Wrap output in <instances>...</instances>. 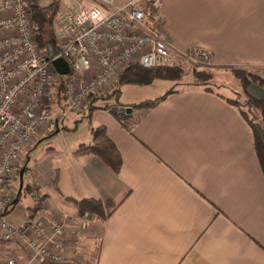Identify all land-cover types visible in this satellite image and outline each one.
I'll return each instance as SVG.
<instances>
[{"label": "crops", "instance_id": "0c3cea01", "mask_svg": "<svg viewBox=\"0 0 264 264\" xmlns=\"http://www.w3.org/2000/svg\"><path fill=\"white\" fill-rule=\"evenodd\" d=\"M64 1L59 10L72 3L92 6L91 0ZM158 2L155 17L172 55L189 60L201 49L214 69L235 67L264 79V0ZM49 34L54 37L53 25ZM125 88L117 107L153 100L144 94L118 101ZM249 93L264 96L254 85ZM220 96L227 97L202 89L170 95L151 110H132L124 120L130 131L111 112L90 113L88 105L69 114V122L55 121L51 135L62 145L53 159L26 164L44 198L35 215L50 225L64 220L62 215L78 216L69 200L118 204L107 221L93 218L81 229V245L69 258L89 261L97 248L96 264H264V179L252 133ZM98 128L120 156L118 172L96 155L79 152L92 145V129ZM31 207H21L18 199L14 213L24 217ZM1 251L28 264L27 253L14 243L0 244Z\"/></svg>", "mask_w": 264, "mask_h": 264}, {"label": "built area", "instance_id": "2783aa9c", "mask_svg": "<svg viewBox=\"0 0 264 264\" xmlns=\"http://www.w3.org/2000/svg\"><path fill=\"white\" fill-rule=\"evenodd\" d=\"M91 3L90 8L72 3L55 17L53 59L62 58L70 67L68 75L60 76L46 59L47 52L36 43L26 0H0V244L18 245L27 253L28 264L67 258L66 248L80 247L81 229L90 220L73 215L66 220L75 233L70 242L61 233L63 220H57L60 226L57 222L47 225L39 215H16L17 195L14 198L12 191L17 188L21 159L53 121L80 114L90 97L110 91L130 65L154 69L168 66L172 57L171 46L155 17L158 0H130L123 5L113 0ZM193 58L209 65L211 62L201 49ZM60 80L65 100L54 113L50 96ZM32 175L31 169L25 171L27 180ZM29 186L33 188V184ZM33 189L31 198L41 200L42 194ZM0 264L19 262L11 257Z\"/></svg>", "mask_w": 264, "mask_h": 264}, {"label": "trees", "instance_id": "16d2710c", "mask_svg": "<svg viewBox=\"0 0 264 264\" xmlns=\"http://www.w3.org/2000/svg\"><path fill=\"white\" fill-rule=\"evenodd\" d=\"M40 1L41 0H26V4L29 8L32 25L35 31L36 43L42 51L47 52V47L49 45L54 48V37L49 34V30L52 28L62 0H52L47 6H41ZM226 69L238 82L240 93L237 95L235 101L227 97H220L223 98L228 105L234 107L249 126L252 133L255 156L257 158L261 175L264 179V96L258 99L249 93V87L251 85L260 87L264 91V79L258 74L244 69L235 67H228ZM211 77L212 75L209 72L194 69L191 72L190 80L186 82V80H183L185 78V72L180 65L159 66L154 69H144L138 64H132L118 76L117 81L115 82V87L110 93L99 97H90L87 101V109L90 113L98 109L110 112L111 107L117 106L116 99L121 92V88L125 85L144 86L149 85L154 81L163 80L175 83V86H187L184 90L175 89L173 86L160 97L153 100L139 102L130 107L134 111L151 110L163 103L168 96L183 93L188 89H202L205 92L214 93L211 90V87L208 86ZM51 98L56 108L60 109V107H63L65 97L64 83L62 80H60L58 85L52 90ZM111 101H113V104H108V102L111 103ZM99 102H103L105 104L100 105L98 104ZM243 107L245 110H243ZM114 116L123 123L124 127L127 128L128 131L131 130V125H127L124 121L125 119L131 118V114H118ZM91 133L93 141L92 145L88 147H80L79 152H90L96 155L114 172H118L121 165V159L115 146L106 136L105 129H92ZM25 156L23 158H26ZM20 169L21 164L18 165V173ZM23 190L26 192L27 189L23 188L22 191ZM20 195L21 193L18 194L15 204H17ZM69 202H71L75 207L79 218L91 216L99 222L107 221L118 206V204L113 201L85 198L80 201L69 200ZM39 264L77 263L74 259H65L59 262L42 260Z\"/></svg>", "mask_w": 264, "mask_h": 264}, {"label": "rangeland", "instance_id": "374dc122", "mask_svg": "<svg viewBox=\"0 0 264 264\" xmlns=\"http://www.w3.org/2000/svg\"><path fill=\"white\" fill-rule=\"evenodd\" d=\"M51 1L52 0H41L40 1V5L41 6H47V5H49L51 3ZM63 1L64 0H62V2ZM64 3H65V1H64ZM171 65H180V67L185 72V78L183 80H186V82H188V80H190L191 72L194 69H197V70H200V71L204 70L206 72L211 73V75H212L208 86L211 87V90L213 92L221 93V94L229 97L230 99H232L234 101L236 100L237 95L240 93L238 82L228 72V70L225 69V68H223V69H214L211 66V64L210 65L209 64H205L203 61H200V60H197V59H194V58L193 59H189V60H185V59L179 58L178 56H175V55H172V57L170 59V63L168 64V66H171ZM173 86L175 87V89L184 90V89L187 88L186 85L175 86V83L168 82V81H163V80L154 81L152 84L144 85V86L125 85V86H123V87H126L124 95L121 96V97L119 96V100L118 101H120L123 98L129 99V100L130 99H132V100L134 99L135 100V98H136V100H140V99H137V98H140L144 94H147V96L149 98L154 99V98L160 97L163 94H165ZM112 89H113V87H112ZM112 89L110 91L107 90L108 92L106 91L103 94L106 95V93L107 94L110 93L112 91ZM139 89H141V90H139ZM122 92H123V89H121L120 95L122 94ZM99 96H103V95H99ZM99 96H94V97H99ZM64 97H65V91H64ZM50 98H51V96H50ZM51 103L53 105V112L54 113H58L60 111L61 107H60V109L56 108L54 103H53V101H52V98H51ZM98 104L104 105L105 103H103V102L100 103L99 102ZM87 105L88 104H86L85 108L87 107ZM243 110H245L244 107H243ZM75 116H77V115H75ZM71 118L72 117L69 116L67 118V121L68 122L71 121ZM54 129H55V124H54V121H53L51 123V125L49 126V128L46 129V131H42L41 132L42 133L41 136H39L37 138L38 140H36L34 142V144L29 148V150H28V152L26 154L27 156H25V157L27 159H29V162L27 164H30L31 167L34 165L33 162L36 159H37V161L45 162V165H47L50 162V160H52L53 157H54V155H51V154L55 151V148H58L59 146L62 145L60 140H59V138H55L54 135L53 136L51 135V132H53ZM83 133H85V128H84V126H81V128L79 130V134L81 135ZM26 158H23L21 160V162L19 163V165L21 164V168L26 163ZM26 170H27V166H26L25 171ZM25 178L26 177H25V173H24L23 188L27 189L26 190L27 193H24V192L22 193V191H21L22 195L19 196L20 198H18L19 199V205L21 207H25L26 208L31 203L32 207L30 208L29 213L36 214V212L38 213V211L40 210L41 205L44 202V198H43V195H42L41 200H39L38 198H36V199H34L33 197L31 198V192H34L33 188H36V186L34 185V181L31 180L33 177H31V179H28L27 181L25 180ZM25 182H26V185H25ZM30 184H33V186H32L33 188H30V186H29ZM15 188H16L15 191H12V195H13L14 198H16V195L18 197V183L16 184ZM35 192L38 195L41 194V192L38 191V190L35 191ZM16 200H17V198H16ZM15 205L16 204H14V206ZM70 216L67 215L64 218V220H63V222H64L63 225L64 226L62 228H60V229H61V233L63 234V236L66 235L68 240L71 242V240H70L71 236L73 234H75V233L72 232L71 229L68 230L67 228H65L66 226H71L72 227V225L69 222L65 221L67 219H70ZM85 218H87L89 220L93 219L91 216H87ZM54 222H57V225H59V221L56 220ZM89 223H90V221H89ZM53 238H55V236H53ZM74 249H76V248L73 247L71 250L68 251V249L66 248V250H67V256L66 257L67 258H65V259H72V258H69L68 256L70 254L69 253L70 251H72V253L75 251ZM0 254L4 257V258L1 257V262L3 260L6 261L7 259L13 257V256H9V254L7 255L5 253V251H1ZM97 254H98L97 253V248H95L94 250L91 251V253L89 255V259H90L89 261L88 260L83 261L81 258H79V259H75L74 258V260L76 261L77 264H96ZM65 259H63V260H65ZM44 260H49V259H44ZM51 261L59 262L58 260H51Z\"/></svg>", "mask_w": 264, "mask_h": 264}, {"label": "water", "instance_id": "95a60500", "mask_svg": "<svg viewBox=\"0 0 264 264\" xmlns=\"http://www.w3.org/2000/svg\"><path fill=\"white\" fill-rule=\"evenodd\" d=\"M56 56V50L54 48H52L50 45L47 47V60H51V65L53 67V69L55 70V72L57 74H59L60 76H66L69 74L70 71V67L69 64L66 60L62 59V58H56L53 59ZM110 112L113 115H129L132 112V108L130 107H111ZM57 133V131H56ZM29 159L26 158V163L24 164V166L19 170V174H18V194L21 193L22 189H23V181H24V173H25V169H26V164L28 163Z\"/></svg>", "mask_w": 264, "mask_h": 264}]
</instances>
